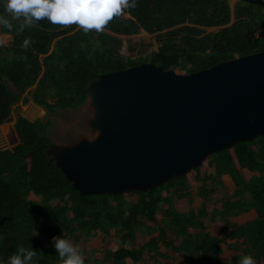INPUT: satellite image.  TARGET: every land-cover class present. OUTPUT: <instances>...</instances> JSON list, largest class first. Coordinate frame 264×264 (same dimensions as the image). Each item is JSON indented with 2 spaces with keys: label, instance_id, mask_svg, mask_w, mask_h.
<instances>
[{
  "label": "trees",
  "instance_id": "1",
  "mask_svg": "<svg viewBox=\"0 0 264 264\" xmlns=\"http://www.w3.org/2000/svg\"><path fill=\"white\" fill-rule=\"evenodd\" d=\"M229 1L137 0V7L124 9L103 30L85 31L77 23L53 24L47 18L25 25L23 17L7 11V0H0V16L12 24L8 27L0 23L1 32L11 36L9 45L0 48V126L9 121L12 107L19 102L32 100L48 111L79 108L88 85L108 72L150 62L164 70L179 69L190 74L264 52V9L244 2H237L231 9ZM209 28L218 29L207 33ZM141 30L159 34L157 51L147 57L121 54L122 38ZM25 93L29 97H24ZM48 98H53L54 104ZM48 125L19 117L15 125L19 143L0 151V260L8 264L9 257L22 245L38 250L29 264H62L51 239L54 235L73 237L80 233L89 238L98 231L107 234L112 229L120 232L122 245L103 251L102 263H135L143 252L156 251L154 239L138 249L123 244L132 242L137 231L153 233L145 222L154 223L164 204L188 194L187 178L203 163L152 191L82 196L55 164L48 162ZM205 161L214 167L215 177L228 174L233 179L236 195L249 193V203L223 207L222 212L231 213L235 207L238 210L232 211L234 214L251 209L256 212L254 222L239 232L250 246L246 253L264 263V136L239 142ZM241 169L258 176L245 182ZM163 191L168 193L166 197ZM30 193L40 201L29 200ZM125 194H136V201H127ZM168 211L171 220L164 226L182 238L175 250L184 257L185 264L218 260L220 240L205 233L200 225L199 234L187 233V228L197 226L195 216L177 213L170 203ZM238 261L235 257L232 264Z\"/></svg>",
  "mask_w": 264,
  "mask_h": 264
},
{
  "label": "water",
  "instance_id": "2",
  "mask_svg": "<svg viewBox=\"0 0 264 264\" xmlns=\"http://www.w3.org/2000/svg\"><path fill=\"white\" fill-rule=\"evenodd\" d=\"M241 1L264 7V0ZM83 105L92 112V136L47 144L48 162L82 196L152 191L264 136V52L190 74L150 62L101 74ZM42 112L29 102L21 116L33 122Z\"/></svg>",
  "mask_w": 264,
  "mask_h": 264
},
{
  "label": "crops",
  "instance_id": "3",
  "mask_svg": "<svg viewBox=\"0 0 264 264\" xmlns=\"http://www.w3.org/2000/svg\"><path fill=\"white\" fill-rule=\"evenodd\" d=\"M234 5H230V8L232 9ZM206 30L208 31V29ZM31 112L33 114L34 111ZM236 167L238 168L237 164ZM211 168L213 170L212 172H209L208 169ZM239 173L245 182L254 176H258V173L250 172L246 169H241ZM190 177L195 181L196 188L194 189L193 187H189L187 190L188 194L184 198H172L171 203L177 213L184 215L191 213L193 216H195L194 222L197 224V226L194 228H187V233L199 234L201 232V226L204 228L205 233L220 240V254L218 256V260H208L206 264H217V262H220L221 264H232L233 258L239 257L240 259L242 256L246 255V251L250 249V246L246 241V237L240 235L239 229L246 224L254 222L257 215L252 209L245 212H239L237 214L232 213V211L236 212L238 210L237 207H235L231 213L226 214L222 212V209L223 207L237 206L240 202L249 203L250 195L249 193L236 195L235 191L237 188L233 179L228 174H223L220 178L215 177L214 167L208 165L207 161L204 166L201 165L198 170H195V172L192 173ZM177 202H181V204L184 206L182 211H179L176 208L178 206ZM161 210L162 208L159 211ZM167 221L169 220L166 218L163 219L162 228L155 227L157 225L156 221L151 223V225L148 224L149 227L154 229V231L152 234H150L149 239H147L143 245H146L152 239L157 240L155 244L157 253H155V251L148 253L151 255L150 258L161 256L162 260L168 261L166 264H185L184 257L175 250V247L179 245L182 238L176 236L173 232H170L169 239H166L168 234L165 232L164 224H166ZM99 232L100 231L94 233L89 238L93 239L98 237L99 234L105 237L111 236L110 232L107 234ZM140 235L146 234L142 233ZM119 236V241L121 242V235L119 234ZM248 254L252 255V253ZM162 263L163 261L160 262L157 259H154L153 261V264ZM257 264L264 263L260 261L257 262Z\"/></svg>",
  "mask_w": 264,
  "mask_h": 264
},
{
  "label": "rangeland",
  "instance_id": "4",
  "mask_svg": "<svg viewBox=\"0 0 264 264\" xmlns=\"http://www.w3.org/2000/svg\"><path fill=\"white\" fill-rule=\"evenodd\" d=\"M237 0H230V5L233 6L234 3ZM218 28L208 29L205 30L207 33L216 31ZM163 31L162 33H164ZM158 33L155 34H148L144 31H140L136 35H132L130 37H123V46L121 49V54L124 56H131V57H147L151 52L157 51L159 47L158 42ZM10 42V37L1 35L0 34V47L3 45H8ZM175 73L177 74H185L183 70L175 69ZM26 96V95H24ZM31 102V101H30ZM48 102L50 104H53L54 99L48 98ZM33 103V102H31ZM19 107L18 112L21 110H24L25 105L19 103L17 104ZM17 105L15 104L12 107V112L9 117V121L3 125H11L13 128L14 120H15V109L17 108ZM42 113H38L37 117L40 120H45L46 117H48V127L46 129V136L50 140V143H55L59 145H67L76 142L79 138L82 137H88L90 138L92 136L88 126H87V120L92 117V112L88 105H83L77 109L69 110V109H60L56 111H48L45 108H42ZM34 114H30V117H33ZM1 125L0 127H2ZM14 131V129H13ZM16 137V136H15ZM18 144V142L15 141L14 144H12L9 147L3 148V150H10L13 147H15ZM206 161L203 162V166L205 165ZM212 168L208 169L209 172H212ZM195 171L191 172L194 173ZM198 183V182H197ZM189 187L196 188L195 181L189 176L186 181V190L189 189ZM173 191V189H171ZM162 195L166 197L168 193L165 191L162 192ZM29 200L39 202L40 198L34 196L33 194H29L28 196ZM125 199L127 201H136L137 195L136 194H125ZM170 201V205H172ZM57 202H53L52 204H56ZM168 203V204H169ZM168 204H164L162 206V210L157 212L155 215V220L157 222V225L155 227L162 228L163 225V219L166 218L167 220H171V217L168 213ZM178 206L176 207L179 211H182L184 209V206L181 204V202H177ZM173 206V205H172ZM174 208V207H173ZM70 216V214H69ZM167 221V223L169 222ZM147 226L148 224L151 225V222H145ZM161 224V225H160ZM165 232H167L168 236L166 239H169L170 232L172 233V230L170 227L166 226ZM100 233V232H99ZM111 236H102L99 234L98 237H95L93 239L85 238L80 233L75 234L73 237L65 236L66 238L73 241V243L79 245L80 250H82L84 254L85 264H104L102 263V253L106 249H116L120 246L119 241V234L120 232L116 229H112L110 231ZM139 231L135 233L134 240L132 242H127L123 245L127 248H135L138 249L146 242L147 239H149L150 234L146 233V235H140ZM152 234V233H151ZM121 235V234H120ZM174 235V234H173ZM122 245V243H121ZM155 250L145 251L142 254V257L139 261L132 263L130 260H127L128 264H153L154 259L159 260L160 262L163 261L162 264L168 263L166 260H162L161 256L157 257H151L148 253L154 252ZM157 251V250H156ZM155 251V253H156ZM160 255V254H159ZM173 256V254H172ZM107 264V263H105Z\"/></svg>",
  "mask_w": 264,
  "mask_h": 264
},
{
  "label": "clouds",
  "instance_id": "5",
  "mask_svg": "<svg viewBox=\"0 0 264 264\" xmlns=\"http://www.w3.org/2000/svg\"><path fill=\"white\" fill-rule=\"evenodd\" d=\"M137 6V0H7L6 8L14 17H23L25 25L47 18L53 24L77 23L85 31H101L124 9ZM0 23L12 27L7 17L0 16ZM51 239L62 258V264H85L79 245L60 235H54ZM37 251L21 245L19 250L9 257L8 264H29ZM0 264L5 262L0 260ZM238 264H257V261L253 255L246 254L239 259Z\"/></svg>",
  "mask_w": 264,
  "mask_h": 264
},
{
  "label": "bare ground",
  "instance_id": "6",
  "mask_svg": "<svg viewBox=\"0 0 264 264\" xmlns=\"http://www.w3.org/2000/svg\"><path fill=\"white\" fill-rule=\"evenodd\" d=\"M15 134L11 125L0 127V147L6 148L15 143Z\"/></svg>",
  "mask_w": 264,
  "mask_h": 264
},
{
  "label": "flooded vegetation",
  "instance_id": "7",
  "mask_svg": "<svg viewBox=\"0 0 264 264\" xmlns=\"http://www.w3.org/2000/svg\"><path fill=\"white\" fill-rule=\"evenodd\" d=\"M237 2H242L241 0H237L236 2H235V4L237 3ZM244 3H246V2H244ZM249 4V3H248ZM261 8H263L264 9V7H261ZM0 34L3 36V35H5V36H9L10 37V41H11V36L10 35H8V34H4V33H2L1 32V29H0ZM10 43V42H9ZM9 45V44H8ZM8 45H6V46H8ZM3 46H5V45H3ZM3 46H1V47H3ZM0 47V48H1ZM24 95H26V96H24V97H29V95L27 94V93H25ZM32 102V100H29L27 103H29V102ZM19 103H21L22 104V102H19ZM19 103H17V104H19ZM16 104V105H17ZM35 104V103H34ZM53 104H54V102H53ZM23 105H25V104H23ZM38 106V105H37ZM83 106V105H82ZM40 107V106H39ZM41 108V107H40ZM43 108V107H42ZM18 110H19V107H18V105H17V108L15 109V120H14V123L15 124H13V129H14V131H15V125H16V123H17V120H18V118L19 117H22L21 116V111L20 112H18ZM56 110H60V109H53L52 111H56ZM69 110H71V109H69ZM30 113V112H29ZM32 114V113H31ZM36 120H40V119H38V117L36 118ZM42 121V120H41ZM44 122H48V117H46L45 118V120H43ZM15 134H16V132H14ZM16 136H17V134H16ZM17 139H18V137H17ZM17 142L19 143V140H17ZM47 145V144H46ZM46 145H45V148H46Z\"/></svg>",
  "mask_w": 264,
  "mask_h": 264
}]
</instances>
